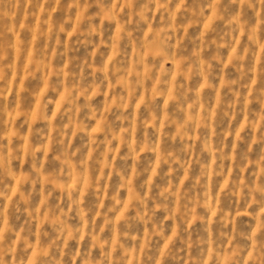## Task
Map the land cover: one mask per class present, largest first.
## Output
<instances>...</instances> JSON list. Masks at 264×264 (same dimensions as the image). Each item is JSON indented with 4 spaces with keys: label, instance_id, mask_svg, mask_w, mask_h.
<instances>
[{
    "label": "rangeland",
    "instance_id": "374dc122",
    "mask_svg": "<svg viewBox=\"0 0 264 264\" xmlns=\"http://www.w3.org/2000/svg\"><path fill=\"white\" fill-rule=\"evenodd\" d=\"M160 3L121 0L115 20L94 0L0 4V146L17 157L0 166V229L16 240L6 264L13 255L27 264H120L124 255L127 264H199L222 234L234 260L245 243L235 233L256 227L249 189L264 188V8ZM81 10L96 17L92 44ZM69 92L71 103L61 99Z\"/></svg>",
    "mask_w": 264,
    "mask_h": 264
},
{
    "label": "clouds",
    "instance_id": "9594fccd",
    "mask_svg": "<svg viewBox=\"0 0 264 264\" xmlns=\"http://www.w3.org/2000/svg\"><path fill=\"white\" fill-rule=\"evenodd\" d=\"M6 0H0V4L5 3ZM46 2L48 3H52L54 2L55 4H59L60 0H46ZM87 2V0H86ZM121 0H111V2L109 4H105V0H94V3L101 8V12L110 19L115 20L116 17L119 15V9L118 6L120 4ZM131 2L132 0H124V6L125 7H130L131 6ZM166 2H169V0H166ZM149 3L155 4L158 7H163V5H161L160 0H149ZM241 4H247L249 7L255 9L256 7H261L264 8V0H240ZM181 5H183V0H181ZM72 6L73 7H79L80 6V0H72ZM150 11V9L148 8L147 4L143 7L142 12H141V18H143L147 12ZM133 15H135V13H133ZM172 19L175 20L176 19V14L172 13ZM95 15L91 16V17H84L83 16V10H81V14L80 17L78 18L79 20H86L87 21V29L81 33V35L84 37V43L85 44H92V40L91 37L94 35H98L99 34V30L94 26V20H95ZM72 19L70 11L68 14H66V19L64 21V23L67 25L70 23V20ZM185 19H193V17L187 16L185 15ZM237 23H239V17L235 18ZM122 23L123 24H131L132 20L130 19H124L121 18ZM262 23H264V19L261 20ZM175 27V26H174ZM65 27L61 26L57 29V34L63 33L65 32ZM118 34H119V29H118ZM130 35V34H129ZM95 47V45H94ZM94 55V53H93ZM58 79H61V84L58 85L56 88L53 89V91H57L59 87H62V73H58L57 74ZM4 80V69L0 68V81ZM107 80V74L105 75V78L103 81H100L99 83H95L94 86L95 87H100L101 84H103L105 81ZM47 87V84H46ZM264 94V93H262ZM0 95H3L2 92H0ZM68 99L69 103H71L75 97L72 96L71 92L68 93L67 97H61V99ZM4 99H7L6 97H4ZM125 97H119L120 103L121 105H123V101L125 100ZM47 104V101L45 102ZM198 106V105H197ZM85 107H88L90 110L93 111V115L95 114V111L92 109L91 105L86 104ZM121 120H128V116L126 115H121L120 117ZM190 130V129H189ZM112 135V130L107 128V126L105 127V140L103 141V143L105 144H109L111 141L108 139L109 136ZM129 147H131V142L129 141ZM93 147L95 148L96 145L94 144ZM135 150V149H133ZM109 152L111 151V149L109 148L108 150ZM33 156L35 157V153L33 152ZM65 157H68V153H67V148L65 149ZM17 157L14 155H11V153H9L7 156H5L4 154V147L0 146V166H3L7 161H10L11 159H16ZM102 159V157L98 156L97 159L95 161H93V163L96 165V171L99 172L100 171V167H99V161ZM170 160H175L176 157L175 156H170L169 157ZM36 160L34 159L33 161V167L34 169L38 172L39 169L36 168ZM88 166V161L87 159L83 160L81 163V176L83 177L84 172L83 169L86 168ZM139 173H137L138 175ZM236 189H241V188H247V185H240V184H236L235 185ZM237 195H240L239 192L236 193ZM5 193L4 192H0V196H4ZM249 196L251 197V202L249 204V206H251V204H257L259 206V212L257 213V215L254 217L257 220V225L254 228L253 231L251 232H245V231H237L235 233V236L238 237L239 241L245 242V243H240L239 246L236 247L235 251H236V257L233 260L232 256H227L225 257L224 252L225 249L223 247V237L224 234L221 235V237L217 238L216 242H215V251L214 254L212 255V257L210 258H206L203 259L199 262V264H224L225 259L227 260H233V264H264V188H250L249 189ZM77 201H73V203H76ZM192 213V209L189 208L187 205H185V213H184V217L186 218L187 216L191 215ZM243 213H240L239 211H237V215H242ZM157 231L160 234H163L164 232V227L163 225H160L159 228L157 229ZM17 238L19 237V234L17 233ZM174 235H178V233L174 232ZM190 235V234H189ZM183 243L185 245L189 244L188 240H184ZM16 244V240H11V241H7L6 237H5V230L0 229V264H6L5 260H4V256L8 255L9 253L14 254L16 249L14 247V245ZM231 251V250H229ZM178 255V253H177ZM120 264H127V256H121L119 258ZM7 264H27L26 261L24 260H19L17 261L15 259V256L13 255V259L9 262H7ZM50 264H61L60 261H55L54 258L50 261Z\"/></svg>",
    "mask_w": 264,
    "mask_h": 264
}]
</instances>
